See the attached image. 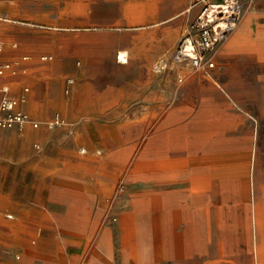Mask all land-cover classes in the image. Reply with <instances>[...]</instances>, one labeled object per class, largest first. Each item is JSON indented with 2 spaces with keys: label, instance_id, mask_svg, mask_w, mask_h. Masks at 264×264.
<instances>
[{
  "label": "rangeland",
  "instance_id": "1",
  "mask_svg": "<svg viewBox=\"0 0 264 264\" xmlns=\"http://www.w3.org/2000/svg\"><path fill=\"white\" fill-rule=\"evenodd\" d=\"M217 1L0 0L1 57L20 68L0 85L28 87L40 121L0 130V264H264V0H240V23L205 55L213 67L175 58ZM54 154L82 162L59 178L91 202L60 232L29 231L15 210L56 177L36 164Z\"/></svg>",
  "mask_w": 264,
  "mask_h": 264
},
{
  "label": "built area",
  "instance_id": "2",
  "mask_svg": "<svg viewBox=\"0 0 264 264\" xmlns=\"http://www.w3.org/2000/svg\"><path fill=\"white\" fill-rule=\"evenodd\" d=\"M242 14V4L240 0H219L213 4L206 5L195 22L199 29L198 37L195 39L187 38V42L182 44L175 54L178 61L191 60L193 64L202 69H208L214 66L213 61L205 57L206 53L225 40L228 35L237 27ZM3 14H0V24L4 20ZM3 43L0 41V78L5 74H16L20 70L19 63L4 60L1 57ZM25 59H28L25 57ZM23 66V65H22ZM23 71L26 67L22 68ZM73 84V80L69 81ZM67 91L68 88H67ZM28 87H24L18 97L10 93L8 85H0V130L17 129L23 131L27 126L37 128L40 121L33 119L23 108L28 97ZM64 120L55 116L46 120L47 125L61 124ZM88 264V263H86Z\"/></svg>",
  "mask_w": 264,
  "mask_h": 264
},
{
  "label": "crops",
  "instance_id": "3",
  "mask_svg": "<svg viewBox=\"0 0 264 264\" xmlns=\"http://www.w3.org/2000/svg\"><path fill=\"white\" fill-rule=\"evenodd\" d=\"M252 14L246 16L243 20L242 25L249 26L252 20ZM240 23V22H239ZM258 38L256 39L260 44H263L260 49L264 48V31L258 33ZM255 42H252L254 45ZM258 43V44H259ZM256 44V43H255ZM126 62L124 59L123 63ZM256 64V63H252ZM28 67V66H27ZM12 75V74H10ZM73 85V84H72ZM28 97V93H27ZM26 106V105H25ZM25 106L23 108L26 110ZM27 111V110H26ZM28 112V111H27ZM29 113V112H28ZM54 161H49V163H36L39 170L55 171L56 177H52L48 183L44 182L38 178V183H33V192L26 195L25 202L22 206H17L15 210L17 216H23L27 218V223L25 228L29 231L35 230L38 225H43L44 231L60 232L57 226V220L65 219H75L82 216V212L88 209L90 204V199H86L85 196H79L78 194H72L69 192H64L65 185H73L68 181H65L60 175L63 171H69V169L82 168V162L80 161H61L60 156L54 154ZM51 159V158H50ZM32 164V163H31ZM37 170V168H36ZM85 171V170H81ZM39 176L36 174V177ZM35 177V173H34ZM89 181V180H88ZM81 212V213H80ZM11 217V215H9ZM46 219H52L51 225L44 226ZM46 233V232H44Z\"/></svg>",
  "mask_w": 264,
  "mask_h": 264
},
{
  "label": "bare ground",
  "instance_id": "4",
  "mask_svg": "<svg viewBox=\"0 0 264 264\" xmlns=\"http://www.w3.org/2000/svg\"><path fill=\"white\" fill-rule=\"evenodd\" d=\"M205 101V100H204ZM209 102V101H208ZM183 107V106H182ZM202 107H203V105H202ZM201 108V107H200ZM206 108V107H205ZM216 108V107H215ZM185 110H186V108H185ZM189 110H190V108H189ZM218 110V109H217ZM171 111V110H170ZM211 111V110H210ZM209 111V112H210ZM220 111V110H219ZM172 112V111H171ZM176 112V111H175ZM185 112V111H184ZM212 112V111H211ZM175 114H177V113H175ZM177 115H179V114H177ZM165 118V117H164ZM186 118V117H185ZM216 118V117H215ZM195 118H193V120H194ZM197 119H199V118H197ZM190 120V119H189ZM192 120V119H191ZM164 121V120H163ZM198 122V121H197ZM214 122V121H213ZM161 124H164V123H161ZM166 124V123H165ZM164 124V125H165ZM166 125H168V124H166ZM165 125V126H166ZM208 125V124H207ZM180 127V126H179ZM186 127V126H185ZM176 128H178V127H175V130H176ZM162 129V128H161ZM182 129V128H181ZM172 130V129H171ZM175 130H174V128H173V130L172 131H174L175 132ZM179 131V130H178ZM169 132V131H168ZM185 132V131H184ZM157 134V133H156ZM173 133L171 132V135H172ZM185 134V133H184ZM183 135V134H182ZM197 135V134H196ZM176 136V135H175ZM123 137V136H122ZM162 137V136H161ZM182 137V136H181ZM187 137H189V136H187ZM186 138V137H185ZM123 141H125V140H123ZM127 141V140H126ZM178 143V142H177ZM187 144V143H186ZM154 145V144H153ZM165 145V144H164ZM175 145V144H174ZM146 147V146H145ZM184 148V147H183ZM186 148V147H185ZM179 149H181V148H178V150ZM178 150H177V152H178ZM162 151V150H161ZM150 152H151V150H150ZM176 152V151H175ZM141 154V153H140ZM156 154V153H155ZM151 155V154H150ZM150 160H152V159H150ZM157 161L158 162H164V160H160V159H157ZM205 166V165H204ZM171 168V167H170ZM174 168V167H173ZM181 168V167H180ZM215 168V167H214ZM168 169V168H167ZM204 171H207V167L205 166L204 168ZM137 170V169H136ZM155 170V169H154ZM152 171V170H151ZM160 171V170H159ZM148 172V171H147ZM179 173V172H178ZM149 174H151V172L149 173ZM201 174V173H200ZM199 174V175H200ZM133 175V174H132ZM144 175V174H143ZM142 175V176H143ZM146 175V174H145ZM162 175V174H161ZM157 176V175H156ZM193 176V175H192ZM201 176H203V174L201 175ZM144 177V176H143ZM196 178V177H195ZM199 178V177H198ZM180 179H182V178H180ZM200 179V178H199ZM171 180V179H170ZM175 180V179H174ZM177 180V179H176ZM179 180V179H178ZM195 180V179H194ZM154 181V180H153ZM168 181V180H167ZM145 182V181H144ZM194 182V181H193ZM175 183V182H174ZM141 184V183H140ZM149 193H151V192H149ZM156 192H154V194H155ZM158 195V194H157ZM160 196V195H159ZM204 196V195H203ZM152 197V196H151ZM151 197H150V199H151ZM163 197V196H162ZM142 198V197H141ZM160 198V197H159ZM169 201V200H168ZM172 202V201H171ZM182 202V201H181ZM180 203V199L179 198H177V197H174L173 198V202H172V205H178ZM188 203V202H187ZM191 207V206H190ZM169 210H172V209H169ZM162 212V211H161ZM168 213V212H167ZM133 214V213H132ZM135 215V214H134ZM168 215V214H167ZM133 216V215H132ZM164 217V216H163ZM168 220V219H167ZM170 221V220H169ZM163 222V221H162ZM192 222H194V224H193V226L191 225V227H190V225H189V223H187V227H186V229H185V232H184V235H185V238H186V241H185V243H187L188 245H189V247L190 248H193L195 245H196V243L198 242V240L197 239H199V234H200V231L199 230H197L198 228H200L201 226H202V222L200 223V221L198 220V218H197V216L195 215L194 216V218H193V220H192ZM122 223V222H121ZM121 223H120V225H121ZM124 223V222H123ZM172 223V222H171ZM136 224V223H135ZM201 224V225H200ZM127 227V226H126ZM193 228H195V231H193ZM247 228H248V230L250 229V227H249V225H247ZM124 229V228H123ZM128 229V228H127ZM226 229V228H225ZM134 230V229H133ZM130 231H132V230H130ZM262 232H264V221H263V226H262ZM125 233V232H124ZM128 233V232H127ZM132 233V232H131ZM162 233V232H161ZM126 234V233H125ZM129 234V233H128ZM132 234H134V233H132ZM164 236V235H163ZM128 237V236H127ZM160 238H161V236H160ZM126 239H128V238H126ZM158 239V238H157ZM131 241V240H130ZM192 245H194V246H192ZM138 250V249H137ZM138 256V255H137ZM140 263V262H139Z\"/></svg>",
  "mask_w": 264,
  "mask_h": 264
}]
</instances>
